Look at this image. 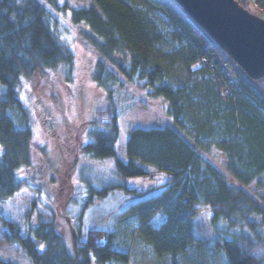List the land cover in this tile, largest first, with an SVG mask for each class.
I'll use <instances>...</instances> for the list:
<instances>
[{
  "label": "trees",
  "instance_id": "obj_1",
  "mask_svg": "<svg viewBox=\"0 0 264 264\" xmlns=\"http://www.w3.org/2000/svg\"><path fill=\"white\" fill-rule=\"evenodd\" d=\"M90 1L88 6L71 8L57 0H0L3 242L17 244L31 264H110L128 259L126 252L117 249L112 231L91 228L82 238L79 228L70 249L49 208H43L44 220L31 211L14 217L3 207L5 200L26 186L20 175L32 166L34 133L20 98L22 85L55 72L66 81L73 76L74 53L56 32L59 16L69 15L74 26L88 30L79 35L99 57L91 79L106 96L81 152L95 161L111 159L117 177L101 190L87 184L85 207L115 189L142 194L144 198L131 204L129 212L141 223L140 236L161 257L184 254L191 245H200L192 231L195 214L182 215L202 206L209 210L218 235L202 246L211 259L223 248L226 264H264V198L248 190L253 183L258 186L264 175V77L253 81L237 70L238 89L225 100L221 82L229 85V81L224 75L218 79L202 64L220 50L175 1L143 0L162 13L163 21L124 0ZM235 1L247 11L248 5L255 8L256 4L257 12L264 14V0ZM165 49L174 55L184 53L178 71L166 59ZM143 97L162 99L172 123L130 131L124 162L115 153L118 120L141 106ZM187 127L191 143L177 132ZM210 151L220 154L219 164L209 159ZM157 172L165 173L167 180L155 190L125 186L129 178ZM158 213L163 214V223L157 229L149 227L148 221ZM0 264L15 263L0 259Z\"/></svg>",
  "mask_w": 264,
  "mask_h": 264
},
{
  "label": "rangeland",
  "instance_id": "obj_2",
  "mask_svg": "<svg viewBox=\"0 0 264 264\" xmlns=\"http://www.w3.org/2000/svg\"><path fill=\"white\" fill-rule=\"evenodd\" d=\"M57 1L60 5L66 3L71 8L91 4L90 0ZM124 1L133 8L148 10L158 20L163 21L162 13L143 0ZM247 9L264 19V14L258 13L251 5ZM79 31L88 30L84 25L74 26L69 15L59 16L56 32L75 56L70 81H66L60 72H55L48 74L46 78L35 76L21 87L20 98L28 110L34 133L32 166L20 175L26 181V186L3 202L5 211L18 218L28 211L32 212L33 217L40 213L45 220L43 208H49L55 214L56 225L70 249H73L79 228L82 238H85L86 231L91 228L112 231L117 249L126 252L128 259L125 263L110 264H226L223 248L214 253L212 259L211 253L205 247L202 249L205 242L218 237L210 224L211 214L207 208L196 206L182 215L185 218L189 214H195L191 222L192 231L200 245H191L184 254L158 257L149 242L140 236L141 223L138 218L129 212L131 204L144 198L142 194L115 189L105 196L95 197L93 203L85 207L88 199L87 184L101 190L115 183L117 177L111 159L95 161L81 152V147L89 141L87 131L90 123L94 120L96 110L104 106L106 96L91 79L99 57L81 39ZM165 50L168 51L166 59L175 63L174 71L179 70L184 53L181 51L174 55L170 52L171 49ZM142 103L141 106L125 112L118 120L119 137L115 153L124 162L127 161L125 142L130 131L135 128L164 127L172 123L166 111V103L162 99L149 100L143 97ZM177 132L191 143L193 137L189 127ZM208 157L216 164L220 163L221 156L218 152L210 151ZM142 167L146 170L154 169L148 165ZM166 180L165 173L157 172L153 176L129 178L125 181V186L128 189L145 191L159 188ZM260 181L258 186L254 183L248 186V190H256L264 198V175ZM163 221V214L158 213L147 225L157 229ZM3 229L0 224V259L15 264H31L17 244L3 242Z\"/></svg>",
  "mask_w": 264,
  "mask_h": 264
},
{
  "label": "water",
  "instance_id": "obj_3",
  "mask_svg": "<svg viewBox=\"0 0 264 264\" xmlns=\"http://www.w3.org/2000/svg\"><path fill=\"white\" fill-rule=\"evenodd\" d=\"M251 80L264 77V19L235 0H173Z\"/></svg>",
  "mask_w": 264,
  "mask_h": 264
},
{
  "label": "built area",
  "instance_id": "obj_4",
  "mask_svg": "<svg viewBox=\"0 0 264 264\" xmlns=\"http://www.w3.org/2000/svg\"><path fill=\"white\" fill-rule=\"evenodd\" d=\"M253 5L256 8V4ZM218 49L220 50L218 53L211 54L203 61L202 64L214 72L218 79H221L222 75L227 78L229 85H226L225 82H220L224 85V88L221 90V97L225 100H228L233 95L234 91L238 89L239 78L236 77V75L237 70L239 69L237 65L229 58V56H227L219 47Z\"/></svg>",
  "mask_w": 264,
  "mask_h": 264
},
{
  "label": "crops",
  "instance_id": "obj_5",
  "mask_svg": "<svg viewBox=\"0 0 264 264\" xmlns=\"http://www.w3.org/2000/svg\"><path fill=\"white\" fill-rule=\"evenodd\" d=\"M202 207V206H201ZM203 208H205V207H203Z\"/></svg>",
  "mask_w": 264,
  "mask_h": 264
},
{
  "label": "snow or ice",
  "instance_id": "obj_6",
  "mask_svg": "<svg viewBox=\"0 0 264 264\" xmlns=\"http://www.w3.org/2000/svg\"><path fill=\"white\" fill-rule=\"evenodd\" d=\"M41 247H43V246H41Z\"/></svg>",
  "mask_w": 264,
  "mask_h": 264
}]
</instances>
